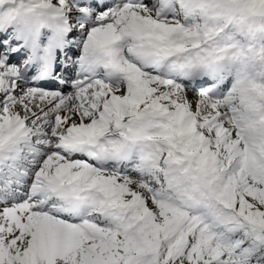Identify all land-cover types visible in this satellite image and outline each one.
<instances>
[{
	"label": "snow or ice",
	"instance_id": "6c2138e0",
	"mask_svg": "<svg viewBox=\"0 0 264 264\" xmlns=\"http://www.w3.org/2000/svg\"><path fill=\"white\" fill-rule=\"evenodd\" d=\"M0 264H264V0H0Z\"/></svg>",
	"mask_w": 264,
	"mask_h": 264
}]
</instances>
